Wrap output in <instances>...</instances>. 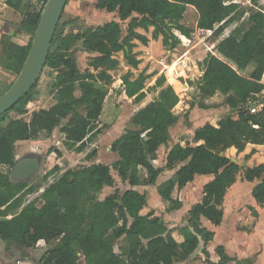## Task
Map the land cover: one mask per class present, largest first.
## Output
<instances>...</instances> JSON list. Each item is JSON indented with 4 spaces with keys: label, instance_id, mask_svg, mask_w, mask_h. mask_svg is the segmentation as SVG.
Here are the masks:
<instances>
[{
    "label": "trees",
    "instance_id": "1",
    "mask_svg": "<svg viewBox=\"0 0 264 264\" xmlns=\"http://www.w3.org/2000/svg\"><path fill=\"white\" fill-rule=\"evenodd\" d=\"M20 3L21 0H7L13 10H17ZM188 6L197 12L196 29L213 31L216 37L222 35L237 9V5L224 0H95L94 9L116 12L119 21L130 19L126 29L116 21L88 27L81 34L57 35L56 29L44 65L56 71L49 84L55 104L47 110L33 112L28 122L22 118L27 113V104L38 97V78L11 109L0 115V168L13 166L17 142L33 140L40 132L51 133L60 127L65 147L78 154L87 142L100 134L98 119L109 88L90 71H79L74 48L77 42L81 41L82 48L93 54L87 62L93 71L108 64L114 53L124 50L137 28H154L164 46L174 48L179 43L174 32L185 38H190L194 32L181 24ZM42 7L38 13L26 15L24 22L31 28L26 45L14 43V36L1 37L0 64L16 76L26 59ZM133 14L137 17H132ZM250 65L253 70L249 77H244L241 73ZM192 70L177 79L175 87L168 86L132 116L131 123L136 129L125 130L112 143L111 151L118 159L110 166L66 170L44 190L40 206L31 203L9 220L4 218L16 211L25 195L34 189L11 181L0 170V241L24 248H33L40 241H58L41 256L38 264H78L81 258L84 264H174L177 255L186 258L200 242L212 241L214 234L202 227L201 219L213 226L221 224L224 197L240 172L246 182L258 181L251 197L264 207V163L242 169L224 155L231 148L242 153L247 145L264 146V102L259 103L257 99L264 91L261 84L264 7L248 15L246 28L240 35L222 39L215 46L214 54H207L194 67L198 72L199 101L216 93L228 95L226 104L232 113L220 120L217 127L206 124L196 129L192 136L195 146L176 144L167 153V169L182 165L173 180L158 188L160 198L171 203L170 210L180 206L172 199L175 190L183 189L196 175L213 176L203 186L200 200L190 208L187 225L180 229L183 242L177 244L163 219L148 210L145 194L134 190L120 193L118 189L103 194L105 189L115 186L112 172L131 187L155 184L162 170L155 167L153 161L159 147L170 141V129L177 123L172 110L186 93L183 85H192ZM164 81L165 78L160 77L155 85L160 86ZM123 85L127 98L141 102L146 97L141 78L127 79ZM255 105L261 107L251 114L250 109ZM193 106L191 103L190 108ZM63 120L66 123L61 125ZM174 204L177 206L172 207ZM122 237L127 247L116 253L114 245ZM203 254L205 264L232 261L221 247L216 249L217 262H211L205 250Z\"/></svg>",
    "mask_w": 264,
    "mask_h": 264
},
{
    "label": "rangeland",
    "instance_id": "2",
    "mask_svg": "<svg viewBox=\"0 0 264 264\" xmlns=\"http://www.w3.org/2000/svg\"><path fill=\"white\" fill-rule=\"evenodd\" d=\"M227 3V0H224ZM233 1L235 5H237V9L234 13L233 20L226 25L224 32L222 35L216 37L212 34V32L207 31H199L196 29V23L198 19L197 12L193 9H188L183 17L182 24L186 27H189L194 30L190 42H187L183 47H178V50L172 51L170 54L166 52L168 47L162 48H154V43L152 41L150 46L146 48H141L139 52H135L138 55L137 58L132 60L133 62H140L137 66H132L130 62L127 61L130 54H122L120 51L115 55L114 64L112 67L105 72L99 74L101 79L104 81V84L108 86V96L104 103V112L102 113V118L99 120L98 125L101 127V132L99 134L100 141L94 145L91 143H87V147L84 153L78 154L73 152L72 150H68L64 145L63 141L59 140L58 146L60 148V152L62 157L53 156V160L50 162L52 167H57L58 170L55 172H51L50 174L65 172L68 169H75L77 167L90 165V161H88L87 156L95 151V157L93 160L96 162H102L105 164H109L115 160L113 154L109 151V146L111 142L118 136L120 132L124 129L128 128L130 125L129 119L132 115L148 104L149 102L156 99L161 91L166 89L168 86L175 87V81L179 78H184L185 73H187L190 69L192 70L193 82L192 85L189 86L190 89L186 90L185 85H183L186 93L180 97L182 103H180V107L175 111L183 116L184 122L187 121V110L184 109V106L191 101L196 103L199 101L198 90L196 89V80L198 79V72L194 70V67L200 62V59L204 58L210 52L214 53V45L219 43V41L228 35H240V33L246 28L248 15L252 12L261 10L264 7V0H229ZM110 21H118L116 14H108L103 11H97L94 9V0H68L61 15V18L57 25V35L59 34H81L88 27H94L98 25L105 24ZM129 20L126 22H120L122 28H125ZM141 32V30H138ZM150 31L146 34V36L150 37ZM143 32V30H142ZM153 33L158 35L159 33L156 30H153ZM177 33V32H176ZM179 34V33H177ZM181 44V43H180ZM75 56L77 67L79 71L83 72L85 69H89L87 66L88 59L93 56V54L85 51L82 48L81 41L77 42L75 45ZM166 48V49H165ZM185 60V66H179V60ZM163 63L165 66H163ZM104 67V66H103ZM101 67V68H103ZM182 67V68H181ZM97 69L96 72H99L101 69ZM253 66L250 65L247 70H252ZM142 71V74H141ZM56 75L55 70H51L49 68H43L39 81L37 84V90L41 91L40 99L38 98L37 103L30 106L27 104L26 110L27 113L22 117L23 119L29 118L32 111H36L38 109L48 108L53 102L49 92V84L53 81ZM139 75V76H138ZM129 76L137 79L141 77H147L148 80L146 84L143 86V92H146L145 98L141 102H136L133 98L127 99L123 94V82L127 80ZM160 77H164L165 81L162 85L156 86L155 83ZM78 95V93H77ZM264 97V93H263ZM35 101V100H34ZM217 103H221L223 100L220 97L219 100L216 99ZM33 102V101H32ZM223 105V103H221ZM220 105V104H217ZM221 105V106H222ZM225 107V106H224ZM256 107L259 109L258 105L252 106L251 108ZM186 111V112H185ZM227 107V114L228 112ZM113 113V114H112ZM232 112H230L231 114ZM215 119V118H214ZM183 122V120H182ZM116 131V132H115ZM191 138V137H190ZM187 138V139H190ZM53 143V142H52ZM189 144L190 141H187ZM55 150V147H50ZM250 147H246L242 153H235L234 151L228 150L225 152L226 157H228L233 163L239 165L242 169L246 167H254L256 165L264 163V154H261L262 151H256V154L251 156H246L250 153ZM24 154L36 153V152H28L27 148H23ZM37 151V150H36ZM27 152V153H26ZM57 154V153H56ZM163 153L159 152L157 154V164H163ZM243 164V165H242ZM46 165L43 166L42 173L46 170ZM3 172L6 171V168L2 167ZM62 171V172H61ZM42 173L38 175L31 176L26 179L27 183L31 185L34 189L33 192L26 194L23 200L22 205L10 215L6 216L4 219L9 220L15 214H17L24 207L34 203L36 206H40L42 203L41 195L37 194V189L45 183L50 174L45 176H41ZM115 178V186L111 189H105L103 194H108L111 191L118 189L120 193L126 190V184L122 183L116 177V174L112 172ZM170 172H165L161 175L159 182L166 181L170 177ZM54 177L52 182L46 186L52 185L54 180H56L59 176ZM199 178H208L207 180H211L212 177L208 176H197ZM14 180V179H13ZM207 180H199L194 179L192 183L186 186L183 190L177 191L175 190L172 197L175 201L180 205L178 201H181L182 208L178 211H167V205L159 203L156 201L155 210H153L154 214L157 211V216L162 218L166 223L167 227H171L173 230L180 229L183 226L187 225V211L189 208L197 203L201 198L202 187ZM17 181V180H16ZM18 182V181H17ZM256 183H247L243 180L242 172H240L237 176L236 186L226 193L225 199V209L226 215L225 220L222 226L215 230L216 237L213 242L215 244L222 245L223 247H228V251L230 248V243L234 244L236 242L241 241L240 237H247L250 234H257L258 238L260 234H264V229L261 230V226L257 228L258 224V214L257 212L264 215V207L255 206V204L250 200L251 190ZM171 207V203L169 204ZM177 206V204L172 205V207ZM148 206V210H151ZM152 211V210H151ZM257 211V212H256ZM202 226L209 227L204 221L201 222ZM264 221L260 224L262 225ZM260 230V231H259ZM255 236V235H254ZM255 237H252L253 240ZM225 241V242H224ZM228 241V242H227ZM246 239L242 244L239 245L240 250L246 252L247 242ZM258 241V240H257ZM58 241H52L50 243H45L44 241L38 242L33 248H24L17 245H6L4 242L0 241V264H38L41 256L50 248L54 247ZM227 243V244H226ZM115 247V252L118 253V246ZM202 245L192 254V256L188 259L177 255L174 259V264H205V259L202 253ZM226 253H227V249ZM238 251V250H237ZM262 250L255 248L254 251H251L250 254H247L245 259L244 256H237V254H231L230 256L235 259L234 262H230L229 264H264V262H259L258 255ZM215 252V251H214ZM211 252L209 254V260L213 261L217 258L216 252ZM239 255H242L240 251H238ZM231 258V259H232ZM232 259V260H233ZM245 259V260H242ZM251 259V260H249ZM241 260V261H238ZM78 264H84L82 258L79 260Z\"/></svg>",
    "mask_w": 264,
    "mask_h": 264
},
{
    "label": "crops",
    "instance_id": "3",
    "mask_svg": "<svg viewBox=\"0 0 264 264\" xmlns=\"http://www.w3.org/2000/svg\"><path fill=\"white\" fill-rule=\"evenodd\" d=\"M43 3H44V0H21V3L19 5L18 9L17 10H13L12 8H10L8 6L7 0H0V41H1V37L3 35L11 36V37L14 36L13 37V42L14 43H16L18 45H26V43H27V41L29 39V37H28L27 34L31 32L30 26H28L24 22V20L26 18V15L29 12L38 13L40 11L41 7L43 6ZM94 3H95V0H94ZM230 3L235 4L233 1L227 0V4H230ZM189 8L190 9H193L192 7L188 6L186 8V11ZM97 11H99V10H97ZM186 11H185V13H186ZM103 12L108 13L106 11H103ZM185 13H184V15H185ZM108 14H116V17H117V13L116 12L108 13ZM184 15H183V17H184ZM132 17H137V16H136V14H133ZM182 20H183V18H182ZM182 20H181V24H182ZM126 21H119V19H118V21H116V22H119L120 23V22H126ZM128 23H129V21H128ZM120 25H121V23H120ZM126 27H127V25H126ZM126 27L125 28H122V29L125 30ZM138 30H141V32H139ZM142 30H143V32H142ZM149 30H152V31H150V37L148 38L146 36V34L149 32ZM153 30H154V28H152V27L137 28V29H135L134 30V34H133V37L128 41V43L125 46L124 50H121L123 55L124 54L125 55L126 54H130L131 55V56L128 57V59H130V60H128L127 62L128 63L130 62V64L132 66H137L138 63H140V62H133L132 61L135 58H137V56H138V55H134V54H136L135 52H139V50L142 47L143 48H146L147 46H150L151 43H152V41L154 43V48H157L158 49V48H160V45L162 46V48L167 47V46H164L161 35L160 34H158V35L154 34L153 33ZM199 31H201V30H199ZM207 32H210V31H207ZM211 32L213 34V31H211ZM174 35L178 39L179 43L174 48L168 47V50L166 52H168L169 54L172 51H174V50H178V47H183L187 42H190V38H191V37L190 38H185L184 36H182L180 34H177L176 32H174ZM151 39H152V41H151ZM216 45H214L213 48H215ZM118 53L119 52L114 53L111 56V58H110V62L108 64H106L103 68H101L99 70V72L93 71L91 68L85 69V70H88L91 73H93L94 76L100 82L104 83V81L101 79V77L99 76V74L105 72L106 70H108V69H110L112 67V65L114 64V58H116L115 55L118 54ZM210 53L211 54H214L213 52H210ZM1 56H2V47H1V44H0V61H1ZM204 58L200 59V61H202ZM183 63L185 64V60H183V61H182V59L179 60V66L180 65L182 66ZM163 66H165L164 63H163ZM252 70H253V68H252ZM252 70H247L246 69L241 74L244 77H249V75L252 72ZM141 74H142V71H141ZM138 76L135 77V78H132V76H129L127 79H128V81H136L137 78H138ZM15 79H16V74L13 71H11V70L5 69L0 64V93L3 92V91H5L6 89H8L11 86V84L14 82ZM141 80H142V85L144 86L146 84V81L148 80V78L147 77H141ZM261 84L264 85V72H263V75H262V78H261ZM185 89L186 90H189L190 87L187 86V85H185ZM37 92H38L37 99L35 101H33V102L28 103L30 106H32L34 103L36 104L37 103L36 101H38V98L40 99L41 91L39 92L37 90ZM144 93H146V92H144ZM263 93H264V91H262L260 94L257 95V99H258L259 103L264 102ZM123 94L126 97L125 92H124V85H123ZM50 96H51V99H52V102L53 103L48 108H44L46 110L49 109L50 107H52L55 104V100H54L53 96L52 95H50ZM107 96H108V94H107ZM107 96H106V98H107ZM220 97L223 100L221 102V103H223V105L221 103H217V101H216V99L219 100ZM227 97H228V95H223V94H220V93H216L212 97H209V98H207V99H205L203 101H197L196 103H194L193 101H191L188 106H187V104L184 106V109L187 110V113H185V114H187V121H185V122H184L183 116H181L179 113H177L175 111L177 108L180 107L179 104L182 103L181 100H180L179 103L172 110L173 115L175 117H177V123L170 129V132H169L170 133V141L168 142V144L166 146H164V145L160 146L159 149H158V151H157V154H159V152L163 153V159L162 160H163L164 163L163 164H160V166H158V165H155V164H157L156 163L157 162V158H156L155 161H153V165L155 167H157V168H160L162 170L161 173H160V175L158 176L155 184L152 185V186H132L131 187L127 183H124V184L127 185L126 186V190H134V191H136V192H138L140 194H145L146 195V200H147V206H149L150 208H152L151 209L152 211L155 210L154 209L155 208L154 206L156 204V201H158L159 203L162 201V203L166 204L167 205V207H166V210L167 211H178V210H180L182 208L181 201H178L180 203V206L178 207V209H176V210H170V206H169L170 203L169 202H164L160 198V196L158 194V188L162 184L166 183L167 181L173 180L175 173L182 166V165H177V166H175L172 169H167L166 168V156H167V153L176 144H178L180 146H183V147L186 146V145L195 146V144H192V136H193V133H194V131L196 129H198V128L206 125V124H209V125H211L213 127H217V124H218V122L220 120H222L225 117L229 116L231 110L228 107V105L226 104ZM106 98H105V100H106ZM127 99H130V98H127ZM105 100H104V103H105ZM191 103L194 104V106L192 108H190V104ZM198 103H201L202 106L199 107L198 106ZM217 104H220V105H217ZM227 107H228V110H229L228 111L229 112L228 114L226 113L227 112ZM260 107H261V105H259V108ZM38 110H40V109H38ZM38 110H36V111H38ZM139 110H137L135 113H137ZM36 111H32L30 113V115H32V113L33 112H36ZM103 112H104V104H103L102 113ZM102 113H101V115H102ZM101 115H100V117L98 119V122L102 118ZM30 118H31V116L29 118H27V119H24V120H26L28 122L30 120ZM131 118L129 119L130 125L128 126V128H126L122 132H120L118 134V136L111 142V144L109 146V151L113 154V156L115 158L114 161H116L118 159V156H117L116 153H114V152L111 151V145H112V143L115 140H117L125 130H127V129L135 130L136 129L133 126V124L131 123ZM182 120H183V122H182ZM65 123H66V120H63L61 125L65 124ZM59 129H60V127H56L51 133H46L45 131H43V132H40L38 134L37 138H35L33 140L17 142L15 144V152H14L15 153V160H14L13 166H11V167L2 166L4 168H6V171L3 172V169L1 167L0 168L1 172L4 173V174H7L9 176V179L11 181H13V182H17L18 181V183H25V184H27L28 187H31V185H29V183H27L26 179L29 178V177H31V176L38 175L39 173H42L43 166L46 165L47 168L41 174V176L42 175L45 176V175L50 174L51 172H53V170L55 168H57V167H52V165H50V162L53 160V156H56V157L59 156V158L62 157L61 152H60V148L58 146V142H59V140L63 141L64 140V137L60 133ZM187 138H190V139H187ZM92 140H93V142H92ZM92 140L90 142H87V143H91L92 142L91 145H94V144L98 143L100 141L99 134L94 139H92ZM187 141H190V143L188 144ZM63 145H64V143H63ZM51 146L52 147H55V150L52 149V148H50ZM247 146L250 147V149H249L250 150V153L248 155H246V156H250L252 153H253L252 155H254V154H256V151H262L261 154H264V146H253V145H247ZM86 147H87V144H86ZM86 147L79 154L84 153L85 150H86ZM23 148H27L29 150L28 152H36V153L24 154ZM228 150L234 151L236 153V151L234 149H232V148L231 149H228ZM228 150H226L225 152H227ZM225 152H224V155H225ZM95 154H96L95 151H93L91 154H89L87 156L88 161H90V163H91L90 165H87V166H91V165H106V166H110L112 164V162H114V161H112L110 163V165L109 164L102 163V162H96V160H93L94 157H95ZM252 155L248 158V160L252 157ZM57 170H58V168H57ZM165 172H170L171 173L170 174V177L166 181L159 182V179L161 178V175L164 174ZM63 173H61L60 175H57V174H59L58 172L52 174L55 177H56V175L59 176L56 180H54V182H56L61 177V175ZM52 175L50 177H48L47 180H45V183L36 190L37 191V194H42L44 192V190L49 187V186H46V185L50 184V182H52V180L54 179V177ZM197 176H201V175H196L194 177V179L197 178V179L203 180V181L208 179V178H204V179L203 178H199ZM208 177L209 178L212 177V179H213V176H208ZM194 179H193V181H194ZM118 180H120V179L118 178ZM211 180L210 179L207 180L204 183V185L207 184ZM192 182H190V183H192ZM190 183H188L186 186H188ZM247 183H250V184L256 183L257 184L258 181L247 182ZM235 186H236V182L228 190L234 188ZM183 189H181V190H183ZM181 190H177V191H181ZM201 196H202V192H201ZM172 199H173V197H172ZM225 199H226V195L224 197V202H223V206H222V209H223V219H222V222H221V224L219 226H213L208 221H206L205 219H201V222L204 221L206 224L208 223L207 225L209 226V227H207V226H202V227L205 228V229H207L208 231L212 232L214 234V237H213L212 241L208 242L207 244H204L203 242H200L199 245H198V247H197V249L199 248L200 245H202L203 247L201 249L202 250V253L201 254H203V251L204 250L208 254H210L211 252H214V251L216 252V249L219 248V247H221L224 250V253L228 257H230V258H232L230 256L231 254H237V256H244L245 255V259H248V258H246L247 254H250L251 251H254L255 248H258L259 250H262L261 253L258 255L259 262H264V234L263 233L260 234V237L259 238H258V236H257L256 233L255 234L254 233L253 234H250L249 236L247 235L246 238L245 237L244 238L243 237H240L239 239L241 241L236 242V240H235L234 241V244H231L230 243V246H231L230 248H232L230 251H228V247H226L227 245L223 247L222 245H219L217 243L215 244V242H213L214 239H215V237H216L215 230L218 229L220 226H222V224L224 223V220H225V215H226ZM173 200H175V199H173ZM250 200L255 204V206H259L253 200V198L251 197V194H250ZM190 208H189V210H190ZM189 210L187 211V215H188ZM157 214H158V212L156 211L155 214H154V216L158 217ZM257 214L259 216L257 218L259 220L258 221V224H257V228L261 226V230H262V229H264V223L262 225H260V224L264 221V215H262L259 212H257ZM187 220H188V218H187ZM201 225H202V223H201ZM183 227H185V226H183ZM183 227H181V228H183ZM167 228L169 230V233H170L171 237L175 240V242L177 244H181L183 242V235H182V232L180 231L181 228L180 229H176V230H173L171 227H167ZM252 237H255V239L253 238V240H252L251 239ZM246 239L248 240L247 241L248 242L247 243V247H246L247 251L246 252H243L242 250H240L239 245L242 244ZM118 243L120 244L118 246V253H120V251L122 249H125L127 247V241H126L125 237L120 238L116 242V244L114 245V251H115V247L118 245ZM225 249H227V253H226V250ZM237 250L240 251V252H242V253H240L242 255H239V253H238ZM194 252L192 254H194ZM192 254L190 256L186 257V259L190 258L192 256ZM245 259H242V260H245ZM218 260H219V258L217 256V258L215 260L211 261V262H217ZM249 260H251V259H249ZM234 261H235V259H233L231 262H234ZM238 261H241V260H238Z\"/></svg>",
    "mask_w": 264,
    "mask_h": 264
},
{
    "label": "water",
    "instance_id": "4",
    "mask_svg": "<svg viewBox=\"0 0 264 264\" xmlns=\"http://www.w3.org/2000/svg\"><path fill=\"white\" fill-rule=\"evenodd\" d=\"M67 1H45L21 70L11 86L0 96V115L11 109L39 78Z\"/></svg>",
    "mask_w": 264,
    "mask_h": 264
},
{
    "label": "built area",
    "instance_id": "5",
    "mask_svg": "<svg viewBox=\"0 0 264 264\" xmlns=\"http://www.w3.org/2000/svg\"><path fill=\"white\" fill-rule=\"evenodd\" d=\"M182 67L184 68L185 65L182 64ZM257 110H258V109H257L256 107H253V108L250 109V113H251V114H254Z\"/></svg>",
    "mask_w": 264,
    "mask_h": 264
}]
</instances>
